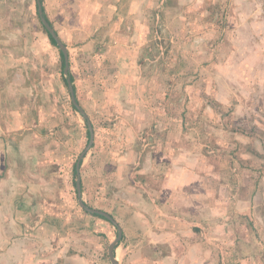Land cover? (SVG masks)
Returning <instances> with one entry per match:
<instances>
[{"label": "crops", "instance_id": "obj_1", "mask_svg": "<svg viewBox=\"0 0 264 264\" xmlns=\"http://www.w3.org/2000/svg\"><path fill=\"white\" fill-rule=\"evenodd\" d=\"M23 1L0 0V264H109L103 241L115 237L114 224L75 208L69 197L72 155L83 128L75 116L65 126L64 111L68 115L71 108L61 100L65 92L58 50L38 26L28 25L34 13L23 14ZM157 1L42 0L46 19L67 46L75 96L86 112L88 107L105 110L109 102L119 121L132 128L152 117L145 112L144 94L163 86L148 77L168 74L162 63L152 74L143 70L151 69V24L157 14L186 30L193 23L191 3L187 15H178L177 4L184 1L167 0L156 9ZM25 2L30 10L31 2ZM183 56L169 54L167 59L178 57L170 67ZM260 59L255 54L243 59L242 75L264 79ZM181 86L187 91L189 84ZM171 120L165 119L164 128L174 126ZM118 137L114 142L126 146L123 155L114 156L117 177L113 182L110 176L109 182L116 190L102 199L124 236L114 248L116 258L124 264H215L210 238L225 237L217 220L228 212V204L218 207L221 196L224 204L225 186L203 173L222 177L220 159L200 158L195 149L180 146L173 154L159 150L158 155L167 156L153 159L152 152L143 153L133 142V135ZM139 158L137 169L132 165H139ZM247 207L246 199L236 204L240 212ZM261 231L264 235V226Z\"/></svg>", "mask_w": 264, "mask_h": 264}, {"label": "rangeland", "instance_id": "obj_2", "mask_svg": "<svg viewBox=\"0 0 264 264\" xmlns=\"http://www.w3.org/2000/svg\"><path fill=\"white\" fill-rule=\"evenodd\" d=\"M165 1L167 0H158L155 8L159 9ZM183 1V6L175 3L176 11L178 15H187L189 12L184 11L187 9L186 5H193L192 28L186 30L179 26L175 19H162L159 14L155 17L154 24H151L154 44L147 46L152 56H149L151 69L143 70L152 74L154 68H162L159 64L162 63L165 64L168 76L148 77L153 81L155 79V86H163L161 90L153 91L149 96L144 94L148 99L145 112L152 116L146 118L148 122L134 128L133 125L125 126L115 112L109 109V102L105 105L107 112L104 107L96 110L88 107L86 113L93 126L94 139L93 146L87 151L80 168L82 197L93 207L108 211V206L102 199L108 197L112 190H116L109 182L112 176L113 182L117 177L116 173L114 174V156L123 155L126 146H118L119 144L114 142L117 136L124 139L127 134L133 135V142L139 145L140 149H144L143 153L152 152L153 159H163L167 156L166 152L173 154L179 146L195 149L200 158L213 162L220 159L223 168L222 177L218 179L203 173L208 176V180H217L225 186L224 204L221 203V196L218 207L228 204V212L225 211L217 220L225 230V237L210 238L215 264H264V235L261 231L264 226V217L261 215L264 210V79L258 76L259 80H253L252 77L242 75L243 69L240 67L243 59L255 54L261 57L258 64L264 70V0H198V4L193 0ZM27 2L32 4L30 10L27 9L29 4L25 0L20 2L19 7L23 14L33 11L32 25H28L39 27L35 0ZM156 51L160 53L159 57ZM181 53L185 55L179 63L180 65L182 62L181 68L178 64L170 67V64L178 62V57L167 59L168 55L179 56ZM245 53L247 55L243 56ZM154 63L157 65L153 66ZM186 83L189 84L187 91L181 90V85ZM64 92L61 100L65 98L64 107L68 109L70 98L65 86ZM141 95L139 94L140 98ZM60 103L63 105L62 101ZM67 111L68 115L64 111L65 126L69 125L67 118L75 116L76 124L79 121L83 128L81 142L72 155V166L87 144L88 138L83 117L75 110ZM167 117L173 119L171 122L174 126L166 125L164 128ZM59 127L60 125L55 129ZM127 127L132 130L124 133ZM171 130L172 134L169 133ZM48 132L50 130L45 131ZM163 132H168L165 136L167 138L160 140L158 136H162ZM66 142L69 143V140ZM64 147L66 151L67 146ZM159 150L166 152L158 155ZM138 162L139 165L134 163L132 166L138 169V166H141L140 158ZM132 170L130 167V171ZM128 174L129 172L124 181L128 180ZM71 177L70 200L75 208L84 212L77 203L72 171ZM101 177L106 182H102ZM139 177L138 175L137 181L140 180ZM119 191L123 192L120 189ZM240 199H246L248 206L242 212L236 209ZM116 231L114 226L115 236ZM108 242L106 238L103 241V258L109 262L104 256Z\"/></svg>", "mask_w": 264, "mask_h": 264}, {"label": "water", "instance_id": "obj_3", "mask_svg": "<svg viewBox=\"0 0 264 264\" xmlns=\"http://www.w3.org/2000/svg\"><path fill=\"white\" fill-rule=\"evenodd\" d=\"M36 7H37V14L39 16L40 22L43 24L45 29L53 37V39L55 40V42L58 46V49L61 51V53L63 55L64 65H63L62 72L66 78L67 89L69 92L70 100H71L72 104L75 106L77 112L85 119L86 126L88 129L89 136H88L87 144L85 145L84 149L79 153V155L77 156L76 161H75V171H76L75 190H76L77 202H78L79 206H81V208H83L85 211H87L89 213L100 214V215L104 216L106 219H108L112 224H114V226L117 229V234L107 245V256H108V260L111 264H122L121 262L118 261V259L116 258L115 254H114V248L116 247V244L118 243V241L120 240L121 235H122V230H121L120 226L118 225L116 220L113 218V216L109 212H107L103 209H100V208L88 206L82 197L80 164H81L82 159L85 157L87 151L90 149V147L93 143L94 131H93L92 123H91L86 111L80 105V103L77 101L76 96H75L73 84H72V81L70 78V66H69V57H68L67 46L65 45V43L62 41V39L58 36L55 29L50 25V23L46 19L44 12H43V9H42L41 0H36Z\"/></svg>", "mask_w": 264, "mask_h": 264}, {"label": "trees", "instance_id": "obj_4", "mask_svg": "<svg viewBox=\"0 0 264 264\" xmlns=\"http://www.w3.org/2000/svg\"><path fill=\"white\" fill-rule=\"evenodd\" d=\"M41 2H42V0H41ZM42 9H43V11H44V8L42 7ZM44 15H45V11H44ZM36 17H37V20H38V22H39V27H40V29L47 35V37H48V39H49V42L58 50V54H59V65H60V76H61V78H62V80H63V84H64V86L67 88V83H66V78H65V76L63 75V72H62V69H63V65H64V60H63V55H62V53H61V51L58 49V46H57V44H56V42H55V40L53 39V37L50 35V33L45 29V27L43 26V24L40 22V20H39V16H38V14H37V12H36ZM49 23H50V25L53 27V25H52V23L50 22V21H48ZM70 78H71V81H73V78H72V76L70 75ZM73 88H74V92H75V85L73 84ZM67 92H68V89H67ZM69 93V92H68ZM77 99V98H76ZM78 101V100H77ZM69 105H70V108L72 109V110H75V111H77L76 110V108H75V106L72 104V102H71V100H69ZM83 120L85 121V119L83 118ZM85 127H86V136H87V138H88V136H89V134H88V129H87V126L85 125ZM88 141V140H87ZM92 146H93V143H92ZM81 163H82V161H81ZM81 165V164H80ZM73 167H72V173H73V177L74 178H76V171H75V162L73 163V165H72ZM73 184H74V186H75V181H73ZM81 187H82V181H81ZM88 206H90V207H93V205L91 204V203H86ZM83 209V208H82ZM83 211L84 212H87V211H85L84 209H83ZM92 215H94V216H97V217H99V218H102V219H104V220H106V221H108V222H110L108 219H106L104 216H102V215H100V214H97V213H91ZM111 223V222H110ZM117 232V231H116ZM123 234L121 235V238H120V240L118 241V243H120V241L123 239ZM118 243L116 244V245H118ZM104 256H105V258H108V256H107V251H105V253H104ZM122 264H124V262H121Z\"/></svg>", "mask_w": 264, "mask_h": 264}, {"label": "flooded vegetation", "instance_id": "obj_5", "mask_svg": "<svg viewBox=\"0 0 264 264\" xmlns=\"http://www.w3.org/2000/svg\"><path fill=\"white\" fill-rule=\"evenodd\" d=\"M35 4H36V0H35Z\"/></svg>", "mask_w": 264, "mask_h": 264}]
</instances>
